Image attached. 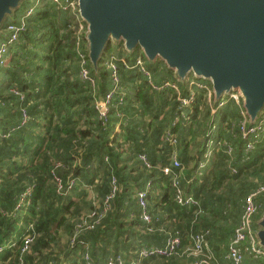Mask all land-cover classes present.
<instances>
[{
  "label": "trees",
  "instance_id": "1",
  "mask_svg": "<svg viewBox=\"0 0 264 264\" xmlns=\"http://www.w3.org/2000/svg\"><path fill=\"white\" fill-rule=\"evenodd\" d=\"M33 2L22 0L13 11V18L7 16L1 25L4 30L9 23L25 21L19 39L10 47L6 65L0 67V122L2 130L9 132L8 137H0L3 179L0 264H18L20 257L23 264H87L81 241L88 244L90 264H104L114 256L125 259L124 251H133L136 263L141 247L162 245L175 232L180 238L176 254L140 261L193 264L199 257L187 255L186 249L192 246L195 234L205 231L210 251L225 261L223 256L240 221L245 198L264 185V134L246 155V140L238 129L240 106L234 99H228L211 116L204 90L193 86V102L180 106L174 90L152 89L147 77L133 67L138 55L147 61L138 48L128 53L124 52L122 43L115 46L108 42L95 70L83 39L81 48L87 54L85 67L98 80L97 98L102 99L111 88V71L104 64L108 54L123 57L128 65L115 61L124 94L121 102L113 97L102 126L90 87L79 76L73 15L50 0H43L26 16ZM147 66L154 84L166 80L179 83L163 61L148 62ZM200 81L211 86L210 81ZM180 91L187 97L188 85L181 84ZM22 108L27 120L16 128L22 119ZM181 111L184 117L174 122ZM145 115L149 116L147 122L143 119ZM212 125L211 138L225 140L234 151L231 156L223 148L215 151L207 171L197 178L196 168L208 147L207 134ZM167 130L174 134L175 145L164 141ZM26 137L36 139L37 145L31 159L19 163L13 159L20 148L15 144ZM197 137L201 138L197 140L198 148L191 151ZM176 149H180L178 159L182 166L194 161L184 172V178H180V184L198 200V207L188 208L174 201L170 175L163 168L168 166L170 154ZM25 150L29 152L27 145ZM141 154L146 156L151 168L144 167L139 159ZM230 165L237 169L236 173H231ZM56 178L65 194L57 191ZM113 178L115 192L108 198ZM26 188L31 190L29 203L16 208ZM140 191L147 194L150 223L141 219L142 209L137 200ZM72 194L75 199L71 198ZM253 200L260 205L254 216L258 220L264 210V191L258 192ZM227 202L232 207L223 215L220 210ZM92 212L94 215L90 217ZM216 216L226 221L225 228L216 223ZM83 219L93 227L79 228L77 225ZM29 222L33 223V240L28 250L21 253L19 245ZM101 234L108 241L98 249L92 244H97ZM113 235L114 247L109 248ZM92 246L96 249L92 250ZM94 254H99L100 260H94ZM242 256V264H263L247 252Z\"/></svg>",
  "mask_w": 264,
  "mask_h": 264
},
{
  "label": "water",
  "instance_id": "2",
  "mask_svg": "<svg viewBox=\"0 0 264 264\" xmlns=\"http://www.w3.org/2000/svg\"><path fill=\"white\" fill-rule=\"evenodd\" d=\"M22 0H0L1 25ZM91 65L108 44L161 60L178 81H210L214 101L239 92L253 123L264 112V0H77ZM264 248V210L255 221Z\"/></svg>",
  "mask_w": 264,
  "mask_h": 264
},
{
  "label": "built area",
  "instance_id": "3",
  "mask_svg": "<svg viewBox=\"0 0 264 264\" xmlns=\"http://www.w3.org/2000/svg\"><path fill=\"white\" fill-rule=\"evenodd\" d=\"M50 2H52L58 8L64 11H68L74 17V22L76 24L75 47H76V54L79 58V64H80L79 76L81 80L87 82V84L89 85L94 99L93 100L94 108L97 111L98 117L101 119V125L105 126L108 109L111 106V101L113 97L115 96L117 100L121 102L124 94V91L122 90V87L120 86L119 83L120 80H119V75L117 73V66L115 61L118 59L124 64V66L128 67L127 62L123 57L118 58L114 54H108V56L105 58L104 64L106 68L111 71V88L104 95L102 99L97 98L98 80L96 75H92L90 70L85 67L87 63V54L81 48V41L84 39V34L86 32V23L81 19L78 13L77 0H50ZM42 3L43 0H34L33 4L26 10L25 15L26 16L30 15L34 11V7H38ZM24 28H25V21L23 19H21L18 23L17 22L9 23L8 26L4 28L3 32L5 35L0 39V67L6 65L9 57L10 47L19 39V36L21 32L24 30ZM133 67H135L138 70V72H140L141 74L147 77L148 82L151 85L152 89L159 91L164 88H170L174 90L176 93V98L180 103V106L190 105L193 102V98L195 96V92L192 89L193 86L204 90L207 102L209 104V110L211 116H213L217 112L218 108L222 106L228 99L230 98L234 99V101L240 106L241 119L238 123V129L240 135L246 140L244 146V153L248 155V153L255 148V145L262 140L264 134V112H262L260 116L253 123H250L249 118L246 115V112L242 106L241 98L238 91L236 90L230 91L226 96H223L218 101L217 104H215L212 87L209 86L207 83L200 81L201 79H197L192 76L191 78L187 79L189 94L187 97H183L181 95L180 85L177 81L166 80L160 85L154 84L151 81V70L149 69L145 59L141 55H138L136 57ZM14 93H18V92L14 91ZM21 112H22V119L20 123L16 126V128L23 125L27 120V114L25 109L22 108ZM182 117H184V115L183 112L181 111L178 114H176V116L174 117V122H178ZM213 130H214V125L210 127L209 133L207 134V136H209V139H207L206 146L208 147L203 154V158L197 165L196 168L197 173H200V171L204 169L207 166V164L214 158L215 151L223 148L228 156H231L233 154L234 147L232 145H230L223 139L215 141L214 138H211ZM8 136H9V132H5L2 130L1 122H0V137H8ZM164 141L170 142V144L172 145L176 144V139L174 137V134L171 133L170 130H167L165 132ZM139 159L143 162L145 168H151V164L147 160L144 154L139 155ZM245 159H248V156H246ZM175 168H178L179 170L177 173H175L174 171ZM182 169L183 166L178 159L177 151L173 150L170 154L169 164L168 166L163 168V171L164 173L170 175V183L171 186L174 188V201L180 206H186L188 208L192 206L198 207L199 206L198 200L195 199L193 195L188 194L180 184ZM229 169L231 173L237 172V169L231 165L229 166ZM56 180L58 183L57 191L60 194H65V190L64 192L62 191L60 180L58 178H56ZM115 182L116 180L113 178L112 180L113 188L108 198L112 197L115 192ZM72 183L73 182H71L70 185H72ZM262 191H264V185L261 186L258 191L250 193L245 198L240 221L233 230V235L229 240L227 251L223 256V259L225 261H220L210 251L208 243L205 238V235L207 233L205 231L195 234L192 237V242H193L192 246L186 249L187 255H193L199 257V259L196 260L193 264H242L243 252H247L253 258L261 259L264 264V248L260 246L258 243V239L256 237V227H255L256 219L254 218L257 210L260 208V205L256 204L253 200V197L258 192H262ZM30 193H31L30 188H26L25 191H23L20 194L16 208L29 203L28 196L30 195ZM146 195L147 194L144 191L138 192L137 200H138V204L142 209L141 219L147 223H150L152 218L147 213L146 210L147 208ZM199 210L200 209L196 210V212L198 213ZM93 215L94 212L90 214V217ZM77 226L79 228H84V227L92 228L93 224L87 223L83 219L82 222L79 223ZM148 229L149 231L151 230V228ZM32 231H33V223L29 222L27 224V232L23 235L21 240V245H19L21 253L28 250L29 245L33 240ZM175 233L176 234H171L166 239L165 243L162 245H149V246L141 247L137 251V259H138L137 262L152 256L170 257L176 254L180 244V238L177 232ZM81 244H83L85 248V251L83 253V258L85 259V261H87V264H90L88 261L89 260L88 244L84 243L83 241H81ZM1 249L2 247H0V250ZM18 264H23L21 257ZM104 264H134V262L127 261L123 259L121 256H114L108 258V260Z\"/></svg>",
  "mask_w": 264,
  "mask_h": 264
},
{
  "label": "crops",
  "instance_id": "4",
  "mask_svg": "<svg viewBox=\"0 0 264 264\" xmlns=\"http://www.w3.org/2000/svg\"><path fill=\"white\" fill-rule=\"evenodd\" d=\"M116 46V45H115ZM124 52H126V51H124ZM157 61H161V60H157ZM146 63L148 64V62L146 61ZM150 69V68H149ZM192 76H189V77H187L186 79H185V81H183V82H181V81H179V83H180V85L181 84H183V85H185V84H187V79L188 78H191ZM164 89H167V88H164ZM172 90V89H171ZM160 91V90H159ZM146 122L149 120V116L148 115H145L144 116V118H143ZM33 131H34V133H38V130L36 129V128H33ZM197 140H201V138L200 137H197V139H196V144H194V146H191V148H190V150L191 151H194L195 149H197L198 147H197ZM27 145V149L29 150V152H26V150H25V146ZM37 145V140L36 139H34V140H31V139H29L28 137H26V139H24V141L23 142H18L17 144H15V146H19L20 148H18L17 150H18V152H17V155L16 156H14L13 157V159L14 160H16L17 162H19V163H27V161L28 160H30L31 159V155H32V151L34 150V147ZM176 151H177V155H178V153L180 152V149H176ZM191 154V153H190ZM193 163H194V161H190L189 162V164L187 165V166H183V169L181 170V178H184V172L186 171V169H190L191 167H192V165H193ZM29 164V163H28ZM27 164V165H28ZM207 167H208V165L205 167V169H202L201 171H200V173H197V178L198 177H200V176H202V173L203 172H205V171H207L206 169H207ZM5 174V173H4ZM3 182V179L0 177V183H2ZM71 198L72 199H75V194H72L71 195ZM88 198H90V197H87V199ZM0 199H1V194H0ZM64 200V199H63ZM66 200V199H65ZM1 201V200H0ZM225 205V204H224ZM223 205V206H224ZM221 207V213L223 214H226V212L227 211H229V209H230V207H232V205L229 203V202H227L226 203V205L224 206V207ZM236 207V202H233V208L234 209H236L235 208ZM2 213L3 214H8V212L7 211H2ZM223 214V215H224ZM229 222V221H228ZM216 223L217 224H220V226L222 227L221 229H223V228H225L226 226H227V223H226V221H222V219L220 218V216H216ZM60 232V231H59ZM110 240H112L109 244H108V247L109 248H113L114 247V240H115V236L113 235V237L112 238H110ZM108 240L106 239V237H104V235L103 234H101V236H99L98 237V240H96V242H97V244L95 245L94 243L92 244V242H91V244L92 245H94L96 248H101L102 246H103V244H106V242H107ZM95 247H93L92 246V250H93V248L94 249H96ZM98 248V249H99ZM99 252V251H98ZM123 254L125 255H123L124 256V258L127 260V261H133L134 262V264H135V260H133V259H135V258H133L134 256H133V251L132 252H126V251H124L123 252ZM94 260H96V261H98V260H100V256H99V254H94ZM136 264H155L153 261H145V263L143 262H141V261H139V262H137Z\"/></svg>",
  "mask_w": 264,
  "mask_h": 264
},
{
  "label": "rangeland",
  "instance_id": "5",
  "mask_svg": "<svg viewBox=\"0 0 264 264\" xmlns=\"http://www.w3.org/2000/svg\"><path fill=\"white\" fill-rule=\"evenodd\" d=\"M110 44H113L114 45L113 41H111Z\"/></svg>",
  "mask_w": 264,
  "mask_h": 264
}]
</instances>
